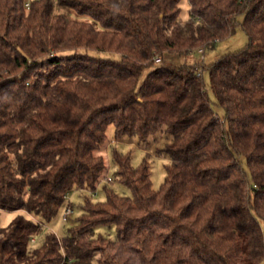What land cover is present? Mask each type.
<instances>
[{"label":"trees","instance_id":"trees-1","mask_svg":"<svg viewBox=\"0 0 264 264\" xmlns=\"http://www.w3.org/2000/svg\"><path fill=\"white\" fill-rule=\"evenodd\" d=\"M188 1L181 19L180 0H0V264H264V0ZM238 23L245 47L171 59ZM110 125L172 135L164 181L113 148L105 198L56 233L104 179Z\"/></svg>","mask_w":264,"mask_h":264},{"label":"rangeland","instance_id":"rangeland-1","mask_svg":"<svg viewBox=\"0 0 264 264\" xmlns=\"http://www.w3.org/2000/svg\"><path fill=\"white\" fill-rule=\"evenodd\" d=\"M181 19H187L189 17L190 11V3L188 0H180ZM84 20H88L89 17L81 16L79 17ZM244 18L243 14L238 15V21L242 22ZM248 43V36L244 31L241 24L238 23L235 32L229 37L220 40L217 42L216 46L213 49L206 50L204 54H187V55H172L171 59L178 63H186V64H197L199 62H210L215 60L217 57L225 54L227 52L236 51L246 46ZM148 71L143 73V78L146 76ZM205 82L207 84V88L211 92V95H214L210 90V78L207 71L204 73ZM214 97V96H213ZM216 110L221 113L222 109L216 107ZM108 140L102 146L99 153H101L107 163L108 171L104 174L103 180L99 183L98 189L95 192L90 191H78L75 190L70 194V202L74 207V216L79 215L82 212L83 199L85 195L93 197L94 200H103L105 198L104 186L105 181L111 177L113 179V172L116 169V166L112 161V149L116 148L117 150L130 153L131 154V162L133 166L139 165L144 159H147L150 164V177L152 180V186L154 189H159L161 184L164 181L166 175V165L171 162V156L167 151V146L172 141V135H170L165 128L162 130L151 134L147 137V139L142 140L137 134H123L118 139H115V128L114 125H110L107 130ZM110 179V180H111ZM114 189L119 194L131 195V190L127 186L114 182L112 184ZM15 212L12 211H3L1 212V223L3 225H7L10 220L14 217ZM52 223L56 229V231H61L62 227L65 225L60 217L58 216ZM66 226V225H65ZM64 226V227H65ZM106 227H101L100 231L105 233L106 235L115 236L114 229Z\"/></svg>","mask_w":264,"mask_h":264},{"label":"built area","instance_id":"built-area-1","mask_svg":"<svg viewBox=\"0 0 264 264\" xmlns=\"http://www.w3.org/2000/svg\"><path fill=\"white\" fill-rule=\"evenodd\" d=\"M199 52H202V50H200ZM67 198H68V200H67V202L63 208V211L61 213V221L62 222L66 221L71 215L74 214V208L70 202V196H68ZM54 231L56 233L58 232V231H56V229H54Z\"/></svg>","mask_w":264,"mask_h":264}]
</instances>
